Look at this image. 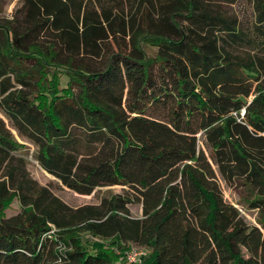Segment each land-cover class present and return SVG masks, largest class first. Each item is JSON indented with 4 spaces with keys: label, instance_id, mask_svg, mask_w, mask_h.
I'll use <instances>...</instances> for the list:
<instances>
[{
    "label": "trees",
    "instance_id": "1",
    "mask_svg": "<svg viewBox=\"0 0 264 264\" xmlns=\"http://www.w3.org/2000/svg\"><path fill=\"white\" fill-rule=\"evenodd\" d=\"M237 1L20 0L0 23V113L62 186L124 191L68 206L0 118V264H117L131 245L143 264H264L218 182L246 188L264 229V0L250 25L222 10Z\"/></svg>",
    "mask_w": 264,
    "mask_h": 264
},
{
    "label": "rangeland",
    "instance_id": "2",
    "mask_svg": "<svg viewBox=\"0 0 264 264\" xmlns=\"http://www.w3.org/2000/svg\"><path fill=\"white\" fill-rule=\"evenodd\" d=\"M20 0H1L2 4V11L3 14L1 15L3 19H0L1 24H7L5 20H11V15L13 11L19 6ZM224 12L227 14L235 15L241 23L244 25H250L253 21V12L251 3L248 0H238L233 5H224L223 9ZM1 18V17H0ZM3 35L0 34V44L3 43ZM59 73V71H58ZM37 74L35 75V78L33 79V82H35V79L38 78ZM60 79H61V86L65 87L67 78L63 73H60ZM32 89L30 90L33 94L37 93L36 86L32 84ZM41 93H38L36 95H39ZM0 118L4 121L7 128L10 129L11 133L15 137V140L23 145L25 150H23L20 154L26 159L27 165L26 170L29 174V177H31L33 180H35L40 186L46 187L50 190V192L58 197L61 201H63L65 204L72 208H77L85 205H99L102 198H108L110 195H118L123 193L124 190H122V187L120 186H112V187H103L95 190L92 194L85 196V195H78L66 187L62 186L54 177L47 174L45 171H43L40 166L38 165L37 161L33 158V147L29 143H27L25 140L19 138L14 130H12L9 127L8 121L3 117V115L0 113ZM220 189L222 191L223 200L236 208V210L239 212V215L241 219L245 222L246 225L249 227H257L261 229L262 235L264 236V229L261 228L259 224V214L258 211L255 209H250L247 207V204L245 203V198H248V193L246 191L245 187L234 185L232 187H228L224 181H222L220 178L218 179ZM130 212V216L134 218H140L141 217V206L139 204H130L127 206ZM20 210L17 201H14L10 205V209L7 210V215L11 216L13 214L18 213ZM83 242L90 249V246L92 242L96 243H102L105 247H109L110 240H101L98 238H93L88 235H83ZM130 247L138 248L139 246L131 245ZM138 251L142 253H146V257L142 260V263L144 260L149 256L150 250L147 248H138ZM126 252V251H125ZM121 254V253H120ZM119 254V256H121Z\"/></svg>",
    "mask_w": 264,
    "mask_h": 264
},
{
    "label": "built area",
    "instance_id": "3",
    "mask_svg": "<svg viewBox=\"0 0 264 264\" xmlns=\"http://www.w3.org/2000/svg\"><path fill=\"white\" fill-rule=\"evenodd\" d=\"M138 248H142V247H138ZM138 248L130 247L125 252L122 262L117 264H141L142 260L146 257L147 252L146 253H142V251L139 252Z\"/></svg>",
    "mask_w": 264,
    "mask_h": 264
}]
</instances>
